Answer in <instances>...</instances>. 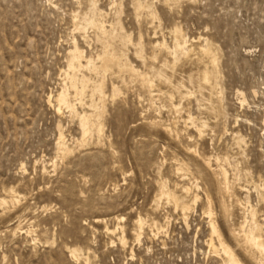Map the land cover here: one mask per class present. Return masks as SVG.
I'll list each match as a JSON object with an SVG mask.
<instances>
[{"label": "rangeland", "instance_id": "rangeland-1", "mask_svg": "<svg viewBox=\"0 0 264 264\" xmlns=\"http://www.w3.org/2000/svg\"><path fill=\"white\" fill-rule=\"evenodd\" d=\"M74 43L84 57L70 68ZM206 45L220 77L205 84ZM61 88L75 111L58 109ZM263 117L264 0H0V264H221L211 218L241 264H258L240 203L264 230Z\"/></svg>", "mask_w": 264, "mask_h": 264}, {"label": "bare ground", "instance_id": "bare-ground-1", "mask_svg": "<svg viewBox=\"0 0 264 264\" xmlns=\"http://www.w3.org/2000/svg\"><path fill=\"white\" fill-rule=\"evenodd\" d=\"M140 1H142V0H140ZM146 1V0H145ZM91 3V2H90ZM92 3H94L93 1H92ZM92 6H94V5H92ZM91 6V7H92ZM137 6V5H136ZM138 7V6H137ZM142 6H140V8H141ZM89 9H90V7H89ZM93 9H94V7H93ZM92 8L90 9V12H92V10H93ZM100 9V8H99ZM95 10V9H94ZM93 10V11H94ZM138 10H140V9H138ZM97 11V10H96ZM155 11V10H154ZM90 12H88V14L90 13ZM95 12V11H94ZM94 12H92V13H94ZM103 12H105V11H103ZM96 13V12H95ZM99 13H100V10H99ZM102 13V12H101ZM96 14H98V12L96 13ZM103 14V13H102ZM105 14V13H104ZM103 14V15H104ZM85 15V14H84ZM92 15H95V14H92ZM151 15V14H150ZM87 16V15H86ZM85 17V16H84ZM88 17H89V15H88ZM88 17H87V19H88ZM91 17V16H90ZM97 17V16H96ZM93 18V17H92ZM98 18H99V16H98ZM103 18V17H102ZM80 19H78V21H79ZM84 20V19H83ZM91 20V19H90ZM77 21V22H78ZM98 21V20H97ZM96 21V22H97ZM86 22V21H85ZM91 21H89V23H90ZM93 22V21H92ZM99 22V21H98ZM102 23H103V21H101ZM101 22H100V24H101ZM78 24V23H77ZM112 24V23H111ZM114 24V23H113ZM113 24H112V27H113ZM79 26H82L81 24H78ZM90 25V24H89ZM93 25V24H92ZM88 26V25H87ZM101 26V25H100ZM106 26V25H105ZM78 27V26H77ZM83 27V26H82ZM85 27V26H84ZM108 27H110V26H108ZM86 28V27H85ZM85 28H82V30H86ZM90 28H91V26H90ZM92 28H93V26H92ZM106 28V27H105ZM105 28H103V29H105ZM177 28H179V27H177ZM80 29H81V27H80ZM113 29V28H112ZM175 29V28H174ZM180 29V28H179ZM102 30V29H101ZM107 30V29H106ZM109 30V29H108ZM79 31V30H78ZM112 31V30H111ZM179 31V30H178ZM80 32H83V31H80ZM113 32V31H112ZM117 32H118V30H117ZM84 33V32H83ZM106 33H108V32H106ZM174 33V32H173ZM178 33V32H177ZM176 33V34H177ZM181 33V32H180ZM104 34V33H103ZM175 34V33H174ZM179 34V33H178ZM84 35V34H83ZM108 35V34H107ZM117 35V34H116ZM82 36V35H81ZM176 36V42H175V47L174 48H176V50H181V51H183L185 54H189L190 52H191V50H192V48H191V46H189L188 45V43H189V39H188V37L187 38H185L183 35V37L185 38L184 39V42L182 41V40H180V36L179 35H175ZM105 37V36H104ZM83 38H85V37H83ZM107 38V37H106ZM127 38V37H126ZM129 38V37H128ZM105 39V38H104ZM113 39V38H112ZM175 39V38H174ZM205 39V38H204ZM201 40V39H200ZM110 41V40H109ZM109 41H108V43H109ZM128 41V40H127ZM132 41V40H131ZM191 41H193V40H191ZM206 41V40H205ZM107 42V41H106ZM106 42H104V43H106ZM194 42V41H193ZM128 43V42H127ZM75 45H74V48H73V50H72V59H71V62H70V65H69V67L70 68H72V67H75L76 66V63L78 62V61H80V60H83L82 58L84 57V55H83V52L82 51H80V47H79V45L77 44V43H74ZM161 44V43H160ZM197 44V43H196ZM203 45H204V43H202ZM108 45V44H107ZM109 45H110V43H109ZM113 46V45H112ZM166 46V45H165ZM200 46H202V45H200ZM214 46V45H213ZM107 47V46H106ZM160 47V46H159ZM164 47V46H163ZM198 47V46H197ZM211 47H212V45H211ZM165 48H167V46L165 47ZM172 48V47H171ZM199 48H201V47H199ZM204 53H207V54H213L212 52V49L210 48V47H208L207 45L206 46H204ZM166 50V49H165ZM167 50H170L169 49V46H168V49ZM175 49H174V51H176ZM216 50V49H215ZM105 51V50H104ZM103 51V52H104ZM172 51H173V49H172ZM181 51H179V52H181ZM194 51V50H193ZM70 52V51H69ZM108 53V52H107ZM175 53H177V52H175ZM199 53H201V52H199ZM218 53V52H217ZM104 54V53H103ZM174 54V53H173ZM185 54H184V56H185ZM99 55V54H98ZM101 55V54H100ZM172 55V54H171ZM177 55V54H176ZM179 55H181V53L179 54ZM88 56V55H87ZM86 56V57H87ZM121 56V55H120ZM125 56H126V54H125ZM167 56V55H166ZM183 56V57H184ZM188 56V55H187ZM169 57V56H168ZM167 57V58H168ZM173 57H175V56H173ZM180 57V56H179ZM89 58H91L90 56H89ZM96 58V57H95ZM117 58V57H116ZM93 59V58H92ZM91 59V60H92ZM177 59V58H176ZM187 59V58H186ZM84 60H85V58H84ZM196 60H198V59H196ZM69 62V61H68ZM124 62V61H123ZM122 62V63H123ZM93 63V62H92ZM165 64V63H164ZM166 64H168V62H166ZM197 64V63H196ZM123 65H124V63H123ZM163 65V64H162ZM198 66V65H197ZM108 68V67H107ZM133 68V67H132ZM159 68V67H158ZM160 69V68H159ZM203 69V68H202ZM201 69V70H202ZM133 70V69H132ZM136 71V70H135ZM160 71V70H159ZM164 71V70H163ZM66 72V71H65ZM97 72V71H96ZM102 73V72H101ZM132 73V72H131ZM198 73V75L199 76H196V77H198V81L200 80L201 82L203 81V82H205V84L206 83H211L213 80H216V79H218L219 77H220V69H219V57H218V55L216 54V53H214L213 55H212V68L210 69V68H205L204 69V71H202L201 73L200 72H197ZM159 75V74H158ZM77 76V75H76ZM75 76V77H76ZM147 76H148V74H147ZM168 76V75H167ZM141 77H142V75H141ZM149 77V76H148ZM152 78H154V77H152ZM157 78V77H156ZM68 79V78H67ZM72 79H74V76H73V78ZM155 79V78H154ZM75 80V79H74ZM70 81V80H69ZM151 81V80H150ZM81 82V81H80ZM79 82V83H80ZM145 82V81H144ZM147 82V81H146ZM71 83V82H70ZM75 83V85H74V88H75V86L77 85L76 84V82H74ZM73 83V84H74ZM83 83V82H82ZM82 83H80V85H82ZM152 83V82H151ZM156 83V82H155ZM167 83V82H166ZM166 83H164V84H166ZM85 84V83H84ZM101 84V83H100ZM147 84V83H146ZM148 84H150V83H148ZM202 84V83H201ZM200 84V85H201ZM70 85V84H69ZM163 85V84H162ZM71 86H72V84H71ZM209 86V85H208ZM63 87V86H62ZM73 87V86H72ZM181 87H182V85H181ZM65 88H68V86L67 87H65ZM78 88V87H77ZM83 88V87H82ZM98 88V87H97ZM113 88H115L114 86H113ZM150 88V86L147 88V89H149ZM155 88V87H154ZM153 88V89H154ZM177 88V87H176ZM201 88V87H200ZM208 88V87H207ZM62 89V91H60V93L58 94V96H57V99L55 100V101H57V103H58V105H59V108L58 109H61L62 108V106H65V107H67V108H69L70 109V111L72 110H74L75 111V106L72 104V102H71V100H70V92L68 91V89L66 90V89H63V88H61ZM70 89H72V88H70ZM144 89V88H143ZM199 89V88H198ZM75 90V89H74ZM77 90V89H76ZM75 90V91H76ZM152 90V89H151ZM115 91H117V88H116V90ZM189 91V90H188ZM209 91V90H208ZM77 92H78V90H77ZM80 92H81V89H80ZM100 92V91H99ZM190 92L191 91H189V94H190ZM75 94H76V92H74ZM154 93V92H153ZM152 93V94H153ZM156 93V92H155ZM185 94V93H184ZM188 94V93H187ZM102 96V95H101ZM163 96V95H162ZM176 96V95H175ZM181 96V95H180ZM187 96V95H186ZM156 97V96H155ZM48 100H49V102H51L52 100H53V95L51 94L50 96H48ZM171 98V97H170ZM165 99V98H164ZM168 99V98H167ZM172 99V98H171ZM166 100V99H165ZM171 102V101H170ZM163 104H165V103H163ZM179 104V103H178ZM169 105V104H168ZM180 105H181V103H180ZM94 106V105H93ZM96 106H97V104H96ZM179 106V105H178ZM207 106V105H206ZM166 107V106H165ZM177 107V106H176ZM179 108V107H178ZM184 108V107H183ZM182 108V109H183ZM206 108V107H205ZM177 110V109H176ZM60 111V110H59ZM71 111V112H72ZM179 112V111H178ZM182 112V111H181ZM74 113H76V112H74ZM78 113V112H77ZM80 115H82V114H80ZM80 115H78V116H80ZM89 115V114H88ZM191 116V115H190ZM88 117V116H87ZM87 117H85V116H83L82 117V120H81V122H82V125H83V127H84V129L86 130V127H87ZM91 116L89 115V118H90ZM191 120V122H193L194 120H193V118H190ZM90 119H88V121H89ZM187 120V119H186ZM193 120V121H192ZM93 121V120H92ZM177 121V120H176ZM81 122H80V126H81ZM90 122H91V120H90ZM99 122V121H98ZM195 122V121H194ZM185 123H186V121H185ZM263 123H264V117H263ZM99 124V123H98ZM193 124V123H192ZM89 125V124H88ZM163 125V124H162ZM92 126V125H91ZM98 126H100V125H98ZM193 126H194V124H193ZM208 125H207V123L206 122H199V123H196L195 124V127H196V130L198 131V133H199V136H201L202 134H203V132H205V128L207 127ZM161 127H163V126H161ZM194 127V128H195ZM98 128V127H97ZM163 128H165V127H163ZM167 129V128H166ZM84 131V130H83ZM88 132H90L89 130H87ZM86 131V132H87ZM98 131V130H97ZM96 131V132H97ZM174 131V130H173ZM88 132H87V135H88ZM93 132V131H92ZM100 132V131H99ZM171 132V131H170ZM91 133V132H90ZM172 133V132H171ZM175 133V132H174ZM177 133V132H176ZM86 134V133H85ZM98 134V133H97ZM100 134H102V133H100ZM84 135V134H83ZM86 135V136H87ZM90 135V134H89ZM99 135V134H98ZM174 135V134H173ZM177 135V134H176ZM235 135V134H234ZM84 137V139L85 138H87V137ZM91 136H92V134H91ZM101 136V135H100ZM100 136H97V137H100ZM176 137V136H175ZM98 139H100V138H98ZM57 145H58V148L59 149H57L58 150V152H59V150H60V153H61V151H63V154H66L67 155V153H68V143H66V140H64V134L63 133H60V136H59V139H58V141H57ZM187 147V146H186ZM70 148V147H69ZM189 148V147H188ZM191 148H189V150H190ZM70 150V149H69ZM72 152V151H71ZM70 153V152H69ZM59 154V153H58ZM61 155L59 154V157H60ZM63 156H65V155H63ZM66 157V156H65ZM217 157V156H216ZM222 157V156H221ZM221 157H217L216 158V161H218V163L222 160V158ZM63 159V158H62ZM205 159V158H204ZM211 157H209V158H206V162H207V166H209L210 168H213L212 167V164H211ZM224 159V158H223ZM227 159V158H226ZM226 159H225V161H226ZM205 162V161H204ZM56 163V162H55ZM46 164V163H45ZM44 165V164H43ZM56 165V164H55ZM54 165V166H55ZM235 165H237V164H235ZM175 167H177V166H175ZM217 167H219V164H218V166ZM236 167V166H235ZM47 169V167L46 166H44V171ZM218 169V168H217ZM234 169H236V168H234ZM239 170V169H238ZM219 171H221V175L223 176V178H224V181H223V189L226 191V193L227 192H231L232 191V188L234 187L233 185L235 184H232V182L230 181V178H229V176H228V171H227V169L225 168V167H223L222 165H221V167H220V169H219ZM236 172H237V169H236ZM239 172V171H238ZM237 172V174L238 175H240L239 173ZM240 172H241V170H240ZM43 174H44V172H42ZM46 174V173H45ZM236 174V175H237ZM186 176V175H185ZM184 177V176H183ZM195 177V176H194ZM220 180V179H219ZM234 180V179H233ZM161 182V181H160ZM191 182V181H190ZM181 184V183H180ZM167 185V184H166ZM194 185V184H193ZM171 186H172V184H171ZM242 186H244V185H242ZM258 186V185H257ZM164 187V186H163ZM160 188V187H159ZM165 188V187H164ZM244 187H241V189H243ZM11 190V189H10ZM163 190V189H162ZM171 190V189H170ZM189 190V189H188ZM184 191V190H183ZM12 192H13V190H12ZM11 192V193H12ZM18 192V191H17ZM194 192V191H193ZM14 193V192H13ZM15 193H16V191H15ZM163 194H164V192H162ZM189 193V192H188ZM19 195H20V193H18ZM7 195H8V193H7ZM12 195H14V194H12ZM18 195V196H19ZM158 196V195H157ZM161 196V195H160ZM13 197V196H12ZM12 197H10V198H12ZM159 197V196H158ZM168 200L171 202H173L174 203V207H181V211H183V213H182V216H183V214H184V217H185V219L187 220V211L189 210V209H191V206H189V205H187V204H182V203H180V201H179V199L177 198V197H173L171 194H168ZM197 197H198V194H196L195 195V200H194V202L197 200ZM6 198V197H5ZM4 198V199H5ZM19 198V197H18ZM162 198H164V197H162ZM184 198V197H183ZM2 201H3V198L1 199ZM11 201V200H10ZM185 201H187V200H185ZM1 202V201H0ZM13 202V201H12ZM10 203V205L12 204V206H13V203ZM193 202V203H194ZM210 202V201H209ZM2 203H4V202H2ZM5 203H7V201L5 202ZM16 203V202H15ZM169 203V202H168ZM241 205H243L244 207H245V209L248 211V215H249V217L251 218H249L250 220L249 221H246V224H243L242 226H241V235L237 232V234H239L240 236H241V242L243 243V245L246 247V249H248V250H250V251H252V252H254V254H255V256H254V258H255V260L258 262V264H264V233H263V224L260 222V220L258 219V216H257V212H256V210L249 204V202H241L240 203ZM9 205V204H8ZM7 205V207H9ZM2 206V205H1ZM209 206H210V204H209ZM153 207V206H152ZM211 208V207H210ZM209 208V210H208V213L211 215V209ZM177 209V208H176ZM178 210V209H177ZM157 211V210H156ZM209 215V216H210ZM115 216V215H114ZM184 217H182V218H184ZM111 218V217H110ZM139 218V217H138ZM102 219V218H101ZM118 220H119V222L120 221H122V219H123V216H118V218H117ZM96 220V219H95ZM99 219H97V221H98ZM113 220V219H112ZM147 220V219H146ZM246 220H248L247 218H246ZM100 221V220H99ZM98 221V222H99ZM103 221H104V219H103ZM151 222H152V220H151ZM108 223V222H107ZM143 220L140 218L139 220H138V222H137V224L135 225V226H133V227H136L135 228V231H133L134 232V236H135V238L137 239V240H139L140 239V237L142 236V229H143ZM148 223H150L149 221H148ZM162 223V222H161ZM249 223V224H248ZM108 225V224H107ZM118 225V224H117ZM116 225V226H117ZM156 226H157V223L155 224ZM210 225H211V228H212V231H213V233H217V235H218V242H219V245H220V247H221V250L223 251V253L225 254V257H224V259L222 260V263L221 264H241V261H240V259L238 258V256L236 255V253L234 252V250L226 243V241L224 240V238L222 237V234L220 233V230H219V228H218V226H217V224H216V222L211 218L210 219ZM106 226V225H105ZM104 226V227H105ZM112 226V225H111ZM119 226V225H118ZM117 226V227H118ZM150 226V225H149ZM151 226H153V225H151ZM120 227V226H119ZM155 227V226H154ZM158 227V226H157ZM163 227V226H162ZM114 228V227H113ZM151 229H152V227H150ZM105 229V228H104ZM111 228H107V230L109 231ZM115 229V228H114ZM125 229V228H124ZM133 229V228H132ZM158 229H160V228H158ZM117 230V229H116ZM115 230V231H116ZM123 230V229H122ZM235 230V229H234ZM113 231V230H112ZM132 231V230H131ZM158 231V230H157ZM157 231H156V233H157ZM238 231V230H237ZM118 232V231H117ZM120 232V231H119ZM154 232V231H153ZM232 232V231H231ZM234 233V232H233ZM121 234H123V236L121 237V242L122 243H125L126 242V240H127V238H126V235H125V232H124V230H123V233L121 232ZM120 234V235H121ZM238 237V236H237ZM119 239V238H118ZM35 240V239H34ZM120 241V240H119ZM211 243H212V241H211ZM124 246V245H123ZM127 246V245H126ZM217 246V245H216ZM73 250V249H72ZM78 252H79V250H78ZM72 253V252H71ZM73 253H77L76 251L74 252L73 251ZM78 254V253H77ZM72 255V254H71ZM75 256H76V254H74ZM73 255V256H74ZM72 256V257H73ZM250 256V255H249ZM77 257V256H76ZM75 257V258H76ZM80 257V256H79ZM83 258V257H82ZM78 259H81V258H78ZM82 260H84V259H82ZM87 260V259H86ZM87 262V261H86ZM256 263V262H255Z\"/></svg>", "mask_w": 264, "mask_h": 264}]
</instances>
